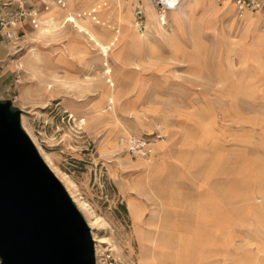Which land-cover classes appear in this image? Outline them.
Segmentation results:
<instances>
[{
	"label": "rangeland",
	"instance_id": "obj_1",
	"mask_svg": "<svg viewBox=\"0 0 264 264\" xmlns=\"http://www.w3.org/2000/svg\"><path fill=\"white\" fill-rule=\"evenodd\" d=\"M133 1L110 0L103 7L102 0H91L81 10L96 12V22L87 19L83 29L78 24L74 29L64 26L49 41L24 28L16 46L6 45L7 56L0 63V103L20 112L21 128L40 149L42 160L70 180L75 198L88 208L84 215L78 211L94 238L104 243L99 245L102 254L96 264H138L139 245L158 253L161 244L167 255H174L171 264H237L250 256L249 264H264V207L249 202L250 196L264 195V71L251 60L252 56L264 59L263 16L249 14L252 20L259 17L258 28L251 30L246 15L234 21L231 5L183 0L178 11L166 15L169 31H159L158 37L146 26L142 41L132 43ZM33 3L40 10L42 3L50 9L53 0ZM82 4L67 0L65 9L53 7L52 13L63 16ZM170 31L172 38L162 40ZM254 35L255 45L250 50L241 46L244 52L234 68H228L231 36L244 44ZM198 38L204 46L194 71L190 52ZM83 77L87 84L74 88L73 81ZM223 77L236 98L235 106L222 98L216 80ZM54 81L58 83L47 90ZM204 100L220 123L218 135L225 149L211 140L209 162L200 152L188 157L192 181L185 169L176 170L178 176L160 172L157 160L167 140H183L181 150L188 140L195 141L189 113ZM84 118L87 123L82 125L78 120ZM184 123L188 133L182 137L169 127ZM158 131L162 140L153 144L147 157L139 159L128 152L125 137L152 142ZM196 131L201 132L198 126ZM197 148L202 150L200 145ZM181 158H168L166 163L178 164ZM205 181L216 200L213 206L206 188L199 186ZM173 209L176 224L166 214ZM217 212L224 223L214 219L207 226ZM195 214L199 220L195 229L191 224L189 230L183 229L186 218ZM218 232H233L235 254L231 255V244L218 245L212 235ZM239 235L252 246L243 237L234 242ZM217 252L229 260L221 261Z\"/></svg>",
	"mask_w": 264,
	"mask_h": 264
},
{
	"label": "water",
	"instance_id": "obj_2",
	"mask_svg": "<svg viewBox=\"0 0 264 264\" xmlns=\"http://www.w3.org/2000/svg\"><path fill=\"white\" fill-rule=\"evenodd\" d=\"M0 103V264H96L90 229Z\"/></svg>",
	"mask_w": 264,
	"mask_h": 264
},
{
	"label": "bare ground",
	"instance_id": "obj_3",
	"mask_svg": "<svg viewBox=\"0 0 264 264\" xmlns=\"http://www.w3.org/2000/svg\"><path fill=\"white\" fill-rule=\"evenodd\" d=\"M83 1V4L82 6L79 8H84V7H87V5L89 4L88 2H90L91 0H82ZM139 1V0H138ZM146 1V0H145ZM138 4V3H137ZM145 10H146V17H147V26L149 29H152L154 32H155V35L159 37V27L157 26L156 24V18H155V15H154V12L152 10V8L149 6L148 2H145ZM124 7L126 6H123V9H125ZM234 10V9H233ZM233 10H229V12H227V14L225 16H228V18L232 17V12ZM50 10H48L47 12H44V13H48ZM244 15H246V19H247V23H251L252 22V18L251 16H249L248 13H245ZM244 15L241 17V19L239 20H243L244 19ZM234 16V15H233ZM236 18L234 19V21L236 22ZM238 19V18H237ZM87 19L85 20H80V23H77L78 24V28L79 29H83L84 27V24L86 23ZM232 24V23H231ZM233 24H235L233 22ZM232 24V25H233ZM56 22H54V20L52 19H48L44 24L42 23V21L40 20V27H38V29L35 32L36 36H38L40 39L42 40H46V41H49V40H52L58 33V30L55 28V27H58V25L56 26ZM244 25V24H243ZM248 25V24H247ZM246 25V26H247ZM76 26V25H75ZM77 27V26H76ZM131 27L133 28V31H135V35L133 38H129L130 41L132 43L136 42V41H142V39L144 38L143 35H141L137 29L134 27V24H133V20L131 21ZM240 27V26H239ZM232 28V27H231ZM244 28V27H243ZM233 29V28H232ZM231 32V31H230ZM255 32V31H254ZM163 33V32H162ZM233 33V31H232ZM86 34V33H85ZM167 35L166 36H162V40H170L173 36V31H170L168 33H166ZM143 36V37H142ZM254 40L256 41L257 40V36L254 35L252 36V38L249 39L250 42H246L244 44H241L243 43L244 41H241L239 40L238 38H234V36L232 37L231 36V40L229 42V45H232V47L230 49H227V52H228V57L226 58V64L228 66V68H234V64H235V61L237 60V58L239 59L240 58V55L242 52V50H240V47L241 46H244L245 50H250L255 44H254ZM145 41V40H144ZM228 45V44H227ZM203 46H204V41L202 40V38H198L196 43L193 45V49L191 50L190 52V62L192 64V69L195 71L197 68L196 66L200 63V57H201V53L203 52ZM246 54V53H245ZM247 55V54H246ZM245 55V56H246ZM251 57V56H250ZM251 60H253L259 67V69L263 70L264 71V59H261L260 57H254L252 56L251 57ZM246 64V62H245ZM227 68V67H226ZM218 69V68H217ZM228 70V69H227ZM260 70V71H261ZM234 75V74H233ZM231 76V75H230ZM197 78V76H195ZM216 78H217V75H216ZM232 78V77H231ZM201 79V78H200ZM55 80V78H54ZM87 80L88 78L86 77H83L82 80L81 79H75L73 81V87L74 88H78V89H81L85 86V84H87ZM217 82V85L220 86V89L222 90L223 92V96L222 98L223 99H226L227 102H228V105L231 107V106H235L236 105V98L234 97V94L231 92L232 90L230 89V85L226 86V78H222V80H216ZM228 82V81H227ZM54 83V84H53ZM52 83V85L48 84L47 85V90H50L51 88H53V86L56 85V81H54ZM210 87V86H209ZM212 90V89H211ZM194 96V95H193ZM201 101V100H200ZM109 102V105L112 104V100H108ZM197 110L200 111V113L197 112ZM222 116L224 118L225 114L222 113ZM189 120L192 124L191 126V130H190V134H191V140H195V144L196 145H200L202 150H199L197 152V149L195 150V153H197V156L199 155V152L201 154H203L204 156H206L208 158V162H209V157L211 156L210 153H212L210 151V148L208 145V141L209 140H217L216 137H218L219 135L216 134L215 132V117L213 116V111H212V108L210 107L208 101L204 100L202 102V104L198 107L196 106H193L191 107L190 109V113H189ZM79 122L82 123V125H85L87 123L86 119H82V120H78ZM76 121V122H78ZM80 124V123H79ZM196 126H198V128L200 129V136L198 135V132L196 131ZM27 134V133H26ZM28 136V135H27ZM125 138H128L130 139L129 137H125ZM199 138V139H198ZM165 139V137H163V140ZM201 140V141H200ZM220 140V139H218ZM32 142V141H31ZM207 143V144H206ZM122 144V142H121ZM124 144V143H123ZM158 144V143H157ZM34 145V144H33ZM155 146V145H154ZM39 156L41 155V151L40 149L36 146L35 147ZM127 155V154H126ZM42 159V158H41ZM140 159V158H139ZM198 161V160H197ZM43 162L46 164V166L48 167V169L52 172V174L55 176V178L57 179V181L63 186V188L65 189L67 195L69 196L70 200L72 201V203H74L73 205L75 206V208L77 210H79L83 215H84V211L87 210L88 208L86 206H84L83 203H81L80 201H78L75 196H74V193L72 191V183L70 182V180L63 174H59L58 172H56L54 169H53V166L51 164L50 161L44 159ZM194 163V162H193ZM198 164V163H197ZM194 166V165H193ZM192 167V166H191ZM147 167H145V170H146ZM156 168V167H155ZM199 168V167H198ZM210 169V168H209ZM207 173V172H206ZM145 174V173H144ZM148 177V176H147ZM146 179V178H145ZM168 183V182H166ZM165 186V185H164ZM167 189V188H166ZM258 193V192H257ZM243 195V194H242ZM241 195V196H242ZM232 196V195H231ZM235 196V195H234ZM244 196V195H243ZM251 198H249V202L250 201H257L258 204H259V207L261 209H263L264 207V195L259 193V194H256V196H250ZM228 198V197H227ZM233 198V197H232ZM232 200V199H231ZM241 200V199H240ZM244 200V199H242ZM248 202V200H247ZM254 203V202H253ZM242 204V203H240ZM256 206V205H255ZM87 208V209H86ZM78 211V212H79ZM79 212V213H80ZM90 214V213H89ZM88 214V215H89ZM91 215V214H90ZM89 215V216H90ZM82 216V215H81ZM84 219V218H83ZM87 224V223H86ZM89 227L91 228L90 224L88 223ZM87 225V226H88ZM93 225H96V224H93ZM89 228V229H90ZM92 228H91V237L93 236L92 239L93 242H94V248H95V256L97 257V260H99V258L101 257V254H102V249L99 245H102L104 244L103 242L101 241H97L95 238H94V234L92 233ZM166 245V244H165ZM168 246V245H167ZM164 244H161L160 247L158 246L159 249V252L156 253H152L150 252L149 248H147L146 250H143L141 245H139V253H138V264H151L152 261L156 262V264H171L173 262V254H170V255H167V253L165 252L164 250ZM149 252H148V251ZM152 251V250H151ZM130 256V254H129Z\"/></svg>",
	"mask_w": 264,
	"mask_h": 264
},
{
	"label": "built area",
	"instance_id": "obj_4",
	"mask_svg": "<svg viewBox=\"0 0 264 264\" xmlns=\"http://www.w3.org/2000/svg\"><path fill=\"white\" fill-rule=\"evenodd\" d=\"M110 0H102L103 7H105ZM149 6L152 8L157 25L161 29H166L167 20L166 15L178 11L182 0H148ZM220 6L222 4L231 5L234 8L235 16L239 19L245 14H261L264 22V0H216ZM65 9L66 0H54L51 5ZM49 7L44 4L42 10H24L17 0H0V33H3L6 41L10 44H15L19 40L18 26L27 20L35 31L40 27V16L47 12ZM133 23L137 31L143 35L146 32V16L143 8L136 7L132 11ZM90 19L96 22V12H83L77 16H68L64 18L63 26L74 29L79 20ZM162 140L159 131L156 132L151 141H138L129 139L125 141L128 152L134 157L144 158L150 154L153 144Z\"/></svg>",
	"mask_w": 264,
	"mask_h": 264
},
{
	"label": "crops",
	"instance_id": "obj_5",
	"mask_svg": "<svg viewBox=\"0 0 264 264\" xmlns=\"http://www.w3.org/2000/svg\"><path fill=\"white\" fill-rule=\"evenodd\" d=\"M18 1V3L21 5V7L24 9V10H40L39 8H36L35 6H34V1H36V0H17ZM44 2H46V0H43ZM183 1V0H182ZM53 2H54V0H53ZM145 2H148V0H135V2L133 1L132 3H131V5H132V11L136 8V7H141V8H143V10H144V13H145V16H146V10H145ZM138 3V4H137ZM44 4L45 3H42V8H43V6H44ZM148 4H149V2H148ZM226 6H227V4H225ZM66 6H67V0H66ZM58 8V7H55V6H52L49 10V12L48 13H42L41 15L42 16H40V20L41 21H43V19L44 18H48V19H54L55 21H56V24L58 25V27H55L57 30H61V29H65V27L63 26V21H64V18H66V17H68V16H77V15H80L81 13H83V12H88V11H85V10H81V9H78V10H75V11H70V13H66V14H64L63 16H59V15H56V14H54V13H52V8ZM58 9H61V8H58ZM42 10V9H41ZM155 15V14H154ZM258 15V14H257ZM42 17V18H41ZM55 18H57V19H59V20H56ZM63 18V19H62ZM155 18H156V16H155ZM259 17L258 16H255L254 18H253V20H252V24L250 25V29L251 30H253V29H255V28H258V26H259V19H258ZM146 19H147V17H146ZM156 20V19H155ZM245 21H246V19H245ZM241 23L243 22V21H240ZM43 23V22H42ZM78 23H80V20L78 21ZM240 23V24H241ZM156 24H157V21H156ZM56 25V26H57ZM146 26H147V22H146ZM158 27H159V25H157ZM135 27V26H134ZM24 28H27V29H31V30H33L32 29V27L30 26V24H29V22L27 21V20H25V21H23L19 26H18V28H17V31H18V33L20 34L19 35V40L20 39H22V32H23V30H24ZM170 30V27H169V25H167V27H166V29H161L160 27H159V31H163V32H166V31H169ZM20 31V32H19ZM6 45H12V46H16L17 45V42L15 43V44H10V43H8L7 41H6V39H5V37H4V35H3V33H0V63L3 61V59L7 56L6 55V50H7V47H6ZM156 113H157V111H156ZM158 117H159V119L162 117V116H159L158 115ZM162 119H163V117H162ZM186 123V122H185ZM185 123L184 124H178V126L177 127H175L174 125V127H172L171 125H169V127L173 130V133L175 134V132H174V130H179V132H180V136L182 137L183 136V133H188L187 131H186V129H185ZM215 132H216V134L218 135L219 134V129L221 130V128H220V123H218L217 121H215ZM166 132H168V130L166 129L165 131H164V133H166ZM177 134V133H176ZM219 137V139H220V137H221V135H219L218 136ZM187 141V140H186ZM214 142H218L217 143V145L218 146H220V148H222V149H225L224 148V145H223V140H214ZM183 143V140H167V144H166V146H164L163 148H162V150L160 151L161 152V154L162 155H160L159 156V160H157V165L159 166V168H160V172H164V174H165V172L166 171H169L168 172V174H172V172H174V174H176L177 176H178V174H177V172H176V170L178 171V172H180L181 170H183L184 171V169L186 170V173H187V176L191 179V173H189V172H192V171H190V170H188V167H187V163H188V157H192L193 156V153L195 152V150H196V148H197V145L195 144V142H191L190 140H188L187 141V143H186V147H183V150H181L180 149V146H181V144ZM207 143H209L207 146H209L211 143H212V141L211 140H209ZM206 143V144H207ZM181 151V152H180ZM179 153H181L180 155H178ZM177 156H182V158L180 159V162L177 164V163H175V161H173L172 160V162H170V163H166L167 161V159L168 158H170V159H174V158H176ZM216 167H217V165L215 164L214 165V167H213V170H215L216 169ZM185 172V171H184ZM169 175V176H170ZM191 181H192V179H191ZM146 182V181H145ZM207 181H205V182H201V184H199V186L201 187V188H206V185H207ZM147 188V183H146V186L144 187V190L143 191H145V189ZM206 190H207V188H206ZM205 195H206V197H207V199H208V203H209V205L210 206H213V205H215V202H216V200L214 199V194L213 193H211L209 190H207L206 191V193H205ZM201 196V192H200V190H197V192H196V197H200ZM146 197V196H145ZM213 198L212 200H210V198ZM145 208V207H144ZM173 213H166L167 215H169V218L170 219H172V224H176V217H177V212H176V209H173V210H171ZM166 214H164L165 216H162V215H160L159 214V217L161 218V219H163L164 217H166ZM222 216V215H221ZM214 219H216L217 221L219 220V222H220V224H223L224 223V221L223 220H221V219H219V217H218V212H217V216H216V218H211V220L210 221H207V226L208 225H210V224H212V223H214ZM198 221L199 220H197V215L195 214V215H192L190 218H186V220L183 222V226H182V228L183 229H188L189 230V224H191V226H192V230L193 229H195V227L197 226V223H198ZM234 226H235V223H234ZM174 227H175V225H174ZM220 230H222V228L220 229ZM221 232V231H220ZM220 232H218V233H213L212 235H215V237H216V240L218 241V245L220 244V243H225V244H231V246L230 247H232L231 249H232V251H231V255H233V254H235V252H237L238 250H237V248H235V246H236V243H232L231 242V238H232V235H233V232H222V233H224L223 235L222 234H219ZM224 235H227L228 236V238L226 239V240H228V241H224L225 240V236ZM238 237H239V239H238ZM235 236V238H233V240H234V242H236L237 240H242L243 238H244V236L242 235H239V236ZM243 237V238H242ZM247 237V236H246ZM241 238V239H240ZM244 240H246V243H247V245H249V246H252L250 243H249V240L248 239H246V238H244ZM222 249L223 250H225L226 249V247L225 246H222ZM233 252V253H232ZM220 255L221 257H222V259H220L221 261H223V262H226V261H228L229 259H224L223 257V254L221 253V252H217V254H216V256L217 255ZM249 256V255H248ZM251 257V256H250ZM250 257H243V259L242 260H240L239 261V263H237V264H249V261H251L252 259L250 258ZM219 260V261H220Z\"/></svg>",
	"mask_w": 264,
	"mask_h": 264
}]
</instances>
